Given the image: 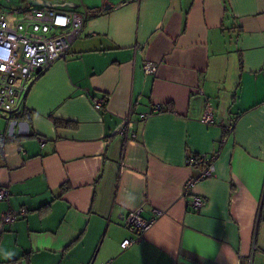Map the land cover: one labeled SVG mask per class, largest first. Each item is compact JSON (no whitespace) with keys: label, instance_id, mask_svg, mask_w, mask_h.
Wrapping results in <instances>:
<instances>
[{"label":"crops","instance_id":"1","mask_svg":"<svg viewBox=\"0 0 264 264\" xmlns=\"http://www.w3.org/2000/svg\"><path fill=\"white\" fill-rule=\"evenodd\" d=\"M71 1L86 13L75 56L0 112V215L26 209L0 222V264H264V0ZM199 154L214 171L184 195ZM155 207L164 215L122 248L137 235L127 212Z\"/></svg>","mask_w":264,"mask_h":264},{"label":"built area","instance_id":"2","mask_svg":"<svg viewBox=\"0 0 264 264\" xmlns=\"http://www.w3.org/2000/svg\"><path fill=\"white\" fill-rule=\"evenodd\" d=\"M85 20V12L60 10L47 5L0 10V112L8 115L15 113L36 77L54 61L75 56L71 45L82 33ZM156 70L157 65L154 62L145 63L146 73H154ZM104 101L105 99H101L95 107H99ZM160 108L161 105H156L153 110ZM213 120L212 107L207 105L201 115V121L211 124ZM118 134L124 141L136 137L129 128V119L122 123ZM6 141V133L0 131V155L3 154ZM40 141L44 143L45 139L41 138ZM213 159L214 155L200 154L196 155L195 159H188L191 165L199 166V172L184 182V195L191 193L197 182L212 175ZM8 194V189L0 186V200H6ZM187 204L192 211L199 212L205 206V200L200 195L192 194ZM141 211V208H134L127 212L125 225L137 235L135 238L123 239L122 248L140 241L143 233L164 215V211L156 207L151 210L152 215L148 218L144 217ZM25 214L24 207L7 210L1 213L0 222L11 223Z\"/></svg>","mask_w":264,"mask_h":264},{"label":"rangeland","instance_id":"3","mask_svg":"<svg viewBox=\"0 0 264 264\" xmlns=\"http://www.w3.org/2000/svg\"><path fill=\"white\" fill-rule=\"evenodd\" d=\"M29 1L34 2V5H47L60 10H68L66 8H69V6L74 5L73 3L76 2L71 0H29Z\"/></svg>","mask_w":264,"mask_h":264},{"label":"trees","instance_id":"4","mask_svg":"<svg viewBox=\"0 0 264 264\" xmlns=\"http://www.w3.org/2000/svg\"><path fill=\"white\" fill-rule=\"evenodd\" d=\"M41 6H44V5H41ZM30 7H35V6H30ZM36 7H39V6H36ZM170 107H167V109H169ZM160 111H163V110H165V109H159ZM22 116V118H27V119H29V116H26V112H23L22 114H21ZM59 123H61V124H65V125H68L69 124V122H67V121H56V124H59ZM196 158V156H194V159ZM19 259H21V257L19 258H15V259H12V260H10L9 262H16V261H18Z\"/></svg>","mask_w":264,"mask_h":264}]
</instances>
